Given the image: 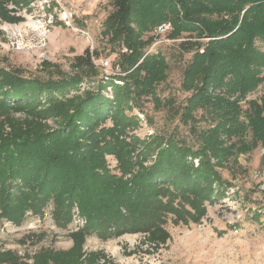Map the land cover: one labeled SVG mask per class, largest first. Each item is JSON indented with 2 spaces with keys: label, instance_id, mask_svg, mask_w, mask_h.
Wrapping results in <instances>:
<instances>
[{
  "label": "trees",
  "instance_id": "obj_1",
  "mask_svg": "<svg viewBox=\"0 0 264 264\" xmlns=\"http://www.w3.org/2000/svg\"><path fill=\"white\" fill-rule=\"evenodd\" d=\"M9 1L0 0V15L18 21L6 16ZM110 4L113 11L102 34L109 54L118 57L119 75L103 76L95 63L101 52L90 48L74 58L71 66L77 72L59 80L24 76L17 67L0 68V219L21 225L28 212L43 216L52 203L54 223L67 229L77 204L86 223L70 233L75 239L144 231L159 246L169 238V221L177 226L199 223L203 206L215 196L217 168L237 165L239 155L264 147V101L251 100L246 110L241 106L264 82V50L256 45L258 40L264 44V0ZM213 15L220 18L214 21ZM166 22L173 26L172 39L183 33L197 39L184 43L194 54L183 73L181 87L191 95L180 114L181 122L190 124L197 147L175 135H153L143 142L128 134L138 122L128 112L142 110L146 99L163 105L156 91L167 80L168 64L161 53L148 52L154 36L144 34ZM84 82L94 83L95 91L57 98ZM109 87L112 98L103 94ZM42 97L50 105L40 110ZM22 108H28V118L14 120L12 113ZM49 118H61L62 124L50 130L43 123ZM107 118L113 121L111 127L103 124ZM140 144V158L156 155L150 166L133 155ZM106 155L118 159L119 173L109 170ZM52 255L41 252L33 264H56ZM60 257L69 264L67 256ZM21 259L13 251H0V264H27Z\"/></svg>",
  "mask_w": 264,
  "mask_h": 264
},
{
  "label": "rangeland",
  "instance_id": "obj_2",
  "mask_svg": "<svg viewBox=\"0 0 264 264\" xmlns=\"http://www.w3.org/2000/svg\"><path fill=\"white\" fill-rule=\"evenodd\" d=\"M11 1L6 5V16L16 17L18 21L10 22L0 15V68L17 67L23 70L24 76L59 80L77 72L71 66L74 58L90 48L101 52L95 63L103 76L119 75L118 57L109 54L110 45L102 34L104 22L113 11L110 0ZM219 18L212 16L214 21ZM163 24L170 26L165 33L159 34L157 27L144 34V38L154 36L148 52L161 53L168 64L167 80L156 91L163 105L154 106L151 99H146L141 103L142 110L134 108L128 112L138 118L137 125L128 134L143 142L156 135L164 139L175 135L197 147L190 124L180 120L181 109L191 95L181 87L183 73L194 54V49L184 43L197 39L189 37L194 36L189 33L172 39V24ZM199 40L206 42V39ZM256 45L264 50L261 41ZM44 62H48L47 67ZM115 82L122 85L120 81ZM95 89L94 83L84 82L77 90L57 98L80 97ZM111 89L103 91L107 98L113 96ZM168 100L171 103L164 105ZM251 100L264 101V82L241 103L244 110ZM42 103L40 110L50 105L46 99ZM27 110L14 111L12 118L16 121L28 118ZM195 116L199 118L201 111ZM242 120L248 122L244 116ZM43 123L55 130L62 119L49 118ZM103 124L111 127L113 121L107 118ZM142 146L137 145L138 151L133 155L141 154ZM155 157V153H149L145 158L138 156V160L150 166ZM105 161L112 173H119V162L114 155H106ZM194 162L197 167L199 159L195 158ZM217 171L220 176L213 183L215 196L203 206L205 214L199 223L177 226L169 221L165 226L169 238L159 246L144 231L112 234L106 238L95 233L77 240L70 233L86 223L77 204L73 207V222L67 229H61L54 223L50 203L43 216L28 212L21 225L1 218L0 251H13L27 264H33L34 257L44 251L53 254L52 262L56 264H65L60 261L63 257L58 258L59 254L67 256L69 264L76 261L82 264H264V147L239 155L237 165L217 168Z\"/></svg>",
  "mask_w": 264,
  "mask_h": 264
},
{
  "label": "built area",
  "instance_id": "obj_3",
  "mask_svg": "<svg viewBox=\"0 0 264 264\" xmlns=\"http://www.w3.org/2000/svg\"><path fill=\"white\" fill-rule=\"evenodd\" d=\"M169 25L167 24H162L161 26L158 27L156 30L159 34L165 33L169 29ZM109 62L105 63V66H108Z\"/></svg>",
  "mask_w": 264,
  "mask_h": 264
}]
</instances>
